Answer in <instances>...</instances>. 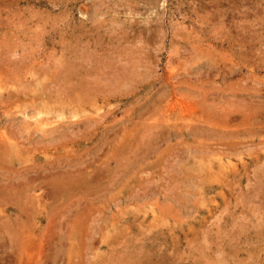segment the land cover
<instances>
[{"label": "rangeland", "instance_id": "1", "mask_svg": "<svg viewBox=\"0 0 264 264\" xmlns=\"http://www.w3.org/2000/svg\"><path fill=\"white\" fill-rule=\"evenodd\" d=\"M263 20L264 0H0V264H264Z\"/></svg>", "mask_w": 264, "mask_h": 264}, {"label": "bare ground", "instance_id": "2", "mask_svg": "<svg viewBox=\"0 0 264 264\" xmlns=\"http://www.w3.org/2000/svg\"><path fill=\"white\" fill-rule=\"evenodd\" d=\"M235 5H236V4H235ZM244 11H245V10H244ZM248 13H249V12H248ZM248 13H246V15H247ZM228 14H229V13H228ZM235 14H236V13H235ZM254 14H255V13H254ZM230 15H232V14H230ZM249 15H250V14H249ZM249 15H248V16H249ZM240 18H241V16L239 17V19H240ZM243 18H244V17H243ZM230 19H231V18H230ZM242 20H243V19H242ZM256 20H257V19H256ZM258 20H259V18H258ZM243 21H244V20H243ZM246 21H247V19H246ZM254 21H255V20H254ZM234 22H235V20H234ZM239 22H240V21H238V23H239ZM257 22H258V21H257ZM259 22H260V21H259ZM261 22H262V21H261ZM263 22H264V20H263ZM243 23H244V22H243ZM248 23H249V22H248ZM245 24H246V23H245ZM229 25H230V24H229ZM235 25H236V24H235ZM239 25H240V24H239ZM248 25H249V24H248ZM256 25H257V24H256ZM258 25H259V24H258ZM236 26H238V25H236ZM249 26H250V25H249ZM249 26H248V27H249ZM253 26H254V25H253ZM259 26H261V24H260ZM230 27H231V26H230ZM240 27H242V25H241ZM232 28L234 29L235 27L232 26ZM232 28H231V29H232ZM237 28H238V27H237ZM237 28H236V29H237ZM246 28H247V27H246ZM246 28H245V29H246ZM231 29H230V31H231ZM254 29H256V28H254ZM260 29H261V28H260ZM262 29H263V28H262ZM234 30H235V29H234ZM242 30H243V29H242ZM242 30H241V31H242ZM251 30H252V29H251ZM241 31H240V29H239V32H241ZM255 31H257V30H255ZM258 31H259V30H258ZM243 32H244V31H243ZM261 32H262V30H261ZM261 32H260V33H261ZM263 32H264V31H263ZM231 33H232V32H231ZM260 33H258V34L255 33V34L259 35ZM239 34H240V33H239ZM241 34H242V33H241ZM241 34H240V35H241ZM243 34H244V33H243ZM262 34H263V33H262ZM257 35H256V36H257ZM263 35H264V34H263ZM232 36H233V35H232ZM232 36H230V37H232ZM246 36H247V34H246ZM249 36H250V34H249ZM252 36H254V35H252ZM230 37H229V38H230ZM242 37H243V36H242ZM260 37H261V36H260ZM247 38H248V37H247ZM258 38H259V37H258ZM258 38H257V40H258ZM235 39H236V38H235ZM249 39H250V38H249ZM262 39H263V36H262ZM210 40H211V39H210ZM242 40H244V39L242 38ZM245 40H246V39H245ZM245 40H244V41H245ZM254 40H255V39H254ZM254 40H253V41H254ZM244 41H243V43H245ZM251 41H252V40H251ZM255 41H256V40H255ZM259 41H260V40H259ZM227 42H228V41H227ZM230 42H231V39H230ZM234 42H235V40H234ZM234 42H233V43H234ZM249 42H250V41H249ZM260 42H261V41H260ZM239 43H241V42H239ZM236 44H237V43H236ZM241 44H242V43H241ZM248 44H249V43H248ZM254 44H255V43H254ZM258 44H259V43H258ZM261 44H262V42H261ZM193 45H194V43H193ZM227 45H228V44H227ZM230 45H231V44H229V46H228L227 48L231 49ZM246 45H247V44H246ZM237 46H238V45H237ZM244 46H245V45H244ZM248 46H249V45H248ZM250 46H251V45H250ZM250 46L248 47L249 49L251 48ZM253 46H254V45H253ZM254 47H255V46H254ZM192 48H193V47H192ZM245 49H246V48H245ZM253 49H254V48H253ZM255 49L258 50V47L255 48ZM259 49H261V48H259ZM246 50H247V49H246ZM257 50H255V51L257 52ZM262 50H263V49H262ZM232 51H233V50H232ZM249 51H250V50H249ZM260 51H261V50H260ZM238 52H239V51H238ZM244 52H245V51H244ZM247 52H248V50H247ZM250 52H251V51H250ZM250 52H249V53H250ZM259 53H261V52H259ZM236 54H237V53H236ZM257 54H258V53H257ZM247 55H248V54H247ZM261 56H262V55H261ZM237 57H238V56H237ZM239 57H240V56H239ZM254 57H255V56H254ZM258 57H260V56H258ZM86 58H87V57H86ZM240 58H241V57H240ZM261 58H262V57H261ZM87 59H88V58H87ZM242 59H244V57H243ZM259 59H260V58H259ZM259 59H258V60H259ZM90 60H91V59H90ZM234 60H235V59H234ZM239 60H240V59H239ZM253 60H254V59H253ZM262 60H264V59L262 58ZM242 62H243V61H242ZM254 62H255V61H253V63H254ZM243 63H244V62H243ZM245 63H246V62H245ZM251 63H252V62H251ZM249 64H250V63H249ZM254 64H255V63H254ZM261 64H263V62H261ZM91 65H93V64L91 63ZM258 65H260V64H258ZM15 66L17 67V66H18V63H17V65H15ZM93 66H94V65H93ZM106 66H107V65H106ZM253 66H254V65H253ZM253 66H252V67H253ZM261 66H262V65H261ZM254 67H255V66H254ZM28 68H29V67H28ZM232 68H233V67H232ZM15 69H17V68H15ZM18 69H19V68H18ZM93 69H94V68H93ZM98 69H99V68H98ZM230 69H231V68H230ZM247 69H249V68L247 67ZM183 70H184V69H183ZM249 70H250V69H249ZM256 70H258V69H256ZM15 71H16V70H15ZM18 71H19V70H18ZM32 71H33V70H32ZM250 71H251V70H250ZM261 71H263V70H261ZM20 72H21V71H20ZM228 72H229V71H228ZM241 72H242V71H241ZM263 72H264V71H263ZM16 74H19V73H16ZM103 74H104V73H103ZM19 75H20V74H19ZM106 75H107V74H106ZM233 75H234V74H233ZM17 76H18V75H17ZM46 76H47V75H46ZM114 76H116V75H114ZM134 76H135V75H134ZM123 77H124V76H123ZM123 77H122V78H123ZM132 77H133V75L131 76V78H132ZM16 78H17V77H16ZM19 78H20V77H19ZM106 78H107V77H106ZM108 78H109V77H108ZM127 78H128V77H127ZM26 79H27V78H26ZM20 80H21V79H20ZM94 80H96V79L94 78ZM131 80H132V79H131ZM186 80H187V79H186ZM252 80H253V79H252ZM263 80H264V79H263ZM17 81H18V79H17ZM22 81H24V80H22ZM53 81H54V80H53ZM134 81H135V80H134ZM19 82H20V81H19ZM125 82H126V81H125ZM125 82H124V84H125ZM42 83H43V82H42ZM60 83H61V82H60ZM91 83H93V82H91ZM117 83H118V82H117ZM127 83H128V82H127ZM21 84H22V82H21ZM37 84H38V83H37ZM48 84H49V83H48ZM80 84H81V83H80ZM109 84H110V83H109ZM38 85H39V84H38ZM106 85H107V84H106ZM129 85H130V84H129ZM21 86H22V85H21ZM24 86H25V85H23V87H24ZM55 86H56V85H55ZM23 87H22V88H23ZM29 87H30V86H29ZM41 87H42V86H41ZM46 87H47V86H46ZM22 88H21V89H22ZM24 88H25V87H24ZM24 88H23V89H24ZM26 88H27V87H26ZM49 88H51V86H50ZM15 89H16V88H15ZM53 89H54V88H53ZM110 89H111V87H110ZM206 89H207V88H206ZM237 89H238V88H237ZM42 90H43V89H42ZM42 90H41V91H42ZM60 90H61V89H60ZM60 90H58V92H59ZM85 90H86V89H85ZM10 91H12V90H10ZM10 91H9V92H10ZM45 91L47 92L48 90H46V88H45ZM52 91H53V90H52ZM55 91H56V90H55ZM55 91H54V92H55ZM89 91H90V89H89ZM89 91H88V92H89ZM253 91H254V90H253ZM54 92H53V93H54ZM95 92H96V91H95ZM230 92H231V91H230ZM232 92H233V91H232ZM11 93H12V92H11ZM47 93H48V92H47ZM47 93H45V94H47ZM50 93H51V92H50ZM53 93H52V94H53ZM59 93H60V92H59ZM85 93H86V92H85ZM90 93H91V92H90ZM114 93H116V91H115ZM235 93H237V92H235ZM56 94H57V92H56ZM72 94H73V93H72ZM96 94H97V93H96ZM102 94H104V93H102ZM109 94H110V93H109ZM7 95H8V94H7ZM43 95H44V94H43ZM85 95H86V94H85ZM92 95H93V94H92ZM107 95H108V94H107ZM111 95H112V94H111ZM261 95H262V94H261ZM263 95H264V94H263ZM29 96H30V95H29ZM40 96H41V95H40ZM65 96H66V95H65ZM72 96H73V95H72ZM112 96H113V95H112ZM231 96H232V95H231ZM257 96H258V98H259L260 95H258V93H257ZM15 97H18V96H15ZM15 97H13V98H15ZM21 97H22V96H21ZM35 97H36V96H35ZM60 97H61V96H60ZM73 97H74V96H73ZM79 97H81V96H79ZM102 97H103V95H102ZM107 97H108V96H106V98H107ZM115 97H116V96H115ZM115 97L113 96V98H115ZM229 97H230V96H229ZM242 97H243V96H242ZM11 98H12V97H11ZM19 98H20V97H19ZM19 98H18V100H19ZM69 98H70V97H69ZM71 98H72V97H71ZM77 98H78V96H77ZM77 98H76V99H77ZM81 98H82V97H81ZM83 98H84V97H83ZM85 98H87V95L85 96ZM240 98H241V97H240ZM25 99H26V98H25ZM64 99H65V98H64ZM87 99H88V98H87ZM89 99H90V97H89ZM159 99H160V98H159ZM224 99H225V98H224ZM46 100H47V99H46ZM48 100H49V99H48ZM72 100H73V99H72ZM82 100H83V99H82ZM85 100H86V99H85ZM169 100H170V99H169ZM251 100H252V99H251ZM89 101H90V100H89ZM232 101H233V100H232ZM2 102H3V101H2ZM82 102H84V101H82ZM165 102H169V101L166 100ZM165 102H164V104H165ZM170 102H171V101H170ZM10 103H12V102H9V104H10ZM29 104H30V103H29ZM171 104H172V103H171ZM171 104H170V105H171ZM188 104H189V103H188ZM14 105H18V104H14ZM41 105H42V104H41ZM62 105H63V104H62ZM62 105L60 104L61 107H62ZM182 105H183V104H182ZM31 106H32V105H31ZM175 106H177V105H175ZM179 106H180V105H179ZM8 107H9V106H8ZM42 107H43V106H42ZM55 107H56V106H55ZM171 107H172V105H171ZM177 107H178V106H177ZM2 108H3V107H2ZM35 108H38V107L35 106ZM35 108H34V109H35ZM166 108H167V107H166ZM3 109H5V110L3 111V112L5 113L6 111H8L9 108L7 109V107H6V108H3ZM47 109H48V108H47ZM252 109H253V108H252ZM15 110H16V109H15ZM59 110H60V109H59ZM97 110H98V109H97ZM166 110H167V109H166ZM16 111H17V110H16ZM19 111H20V110H19ZM21 111H22V110H21ZM32 111H34V110H32ZM40 111H41V110H40ZM56 111H57V110H56ZM61 111H62V109H61ZM89 111H90V110H89ZM8 112H9V111H8ZM8 112H7V113H8ZM26 112H27V111H26ZM50 112H51V111H50ZM54 112H55V111H54ZM191 112H192V111H191ZM223 112H224V111H223ZM262 112H263V111H262ZM24 113H25V111H24ZM24 113H23V115H24ZM33 113H36V112H33ZM39 113H41V112H39ZM45 113H46V112H45ZM45 113H44V114H45ZM55 113H57V112H55ZM58 113H59V112H58ZM25 114H26V113H25ZM36 114H37V113H36ZM47 114H48V113H47ZM73 114H74V113H73ZM262 114H263V113H262ZM33 115H34V114H33ZM259 115H260V114H259ZM27 116H28V114H27ZM31 116H32V115H31ZM39 116H41V115H39ZM47 116H48V115H47ZM257 116H258V115H257ZM42 117H43V116H42ZM251 117H252V116H251ZM253 117H254V116H253ZM259 117H260V116H259ZM27 118H28V117H27ZM34 118H35V117H34ZM44 118H45V116H44ZM56 118H58V117H56ZM247 118H249V117H247ZM24 119H25V115H24ZM32 119H33V118H32ZM32 119H31V121H32ZM38 119H40V117H39ZM219 119H220V118H219ZM27 120H28V119H27ZM257 120H258V119H257ZM36 121H37V120H36ZM40 121H41V120H40ZM44 122L47 123V121H44ZM41 123H42V122H41ZM250 123H251V122H250ZM29 124H30V122H29ZM32 124H33V122H32ZM55 124H56V123H55ZM227 124H228V123H227ZM260 124H262V123H260ZM33 125H34V124H33ZM38 125H39V124H38ZM250 125H251V124H250ZM252 125H253V124H252ZM48 126H49V125H48ZM261 126H263V125H261ZM0 127H1V125H0ZM35 127H36V126H35ZM46 127H47V125H46ZM46 127H45V129H46ZM250 127H251V126H250ZM253 127H254V126H253ZM24 128H25V127H24ZM52 128H53V127H52ZM216 128H217V127H216ZM257 128H258V127H257ZM262 128H263V127H262ZM39 129H40V128H39ZM255 129H256V128H255ZM259 130L261 131V129H259ZM24 131H25V130H24ZM32 131H33V130H32ZM36 131H37V130H36ZM188 131H190V130H188ZM196 131H197V129H196ZM217 131H218V130H217ZM224 131H225V130H224ZM2 132H3V131H2ZM2 132H1V133H2ZM6 132H7V131H6ZM38 132H39V131H38ZM218 132H219V131H218ZM4 133H5V132H4ZM7 134H8V133H7ZM43 134H44V133H43ZM212 134H213V133H212ZM249 134H250V133H249ZM0 135H1V134H0ZM10 135H11V134H10ZM48 135H49V134H48ZM222 135H223V134H222ZM161 136H162V135H161ZM167 136H168V135H167ZM175 136H176V135H175ZM3 137H4V136H3ZM3 137H2V138H3ZM165 138H167V137L165 136ZM232 138H233V136H232ZM242 138H243V137H242ZM225 139H226V137H225ZM228 139H231V138L229 137ZM9 140H10V139H9ZM9 140H8V141H9ZM214 140H215V139H214ZM214 140H213V141H214ZM216 140H217V139H216ZM220 140H221V139H220ZM222 140H223V139H222ZM5 141H6V140H5ZM210 141H211V140H210ZM230 141H231V140H230ZM2 142H3V141H2ZM11 143H12V142H11ZM3 145H5V144H3ZM12 145H13V144H12ZM257 146H258V145H257ZM252 147H253V146H252ZM258 147H259V146H258ZM147 148H148V147H147ZM260 148H261V146H260ZM8 149H9V148H8ZM201 149H202V148H201ZM233 149H234V148H233ZM3 150H4V149H3ZM15 150H16V149H15ZM224 150H225V149H224ZM251 150H252V148H251ZM258 150H259V149H258ZM204 151H205V150H204ZM0 152H1V151H0ZM225 152H226V151H225ZM231 152H232V151H231ZM231 152H230V153H231ZM1 153H2V152H1ZM12 153H13V152H12ZM236 153H237V152H236ZM253 153H254V151H253ZM208 154H209V153H208ZM212 154H213V153H212ZM212 154L209 155V157H210L211 160H212L213 158L216 157V156L213 154L215 157L212 158V156H211ZM219 154L221 155V153H219ZM219 154H218V155H219ZM234 154H235V151H234ZM234 154H233V155H234ZM238 154H239V153H238ZM238 154H237V155H238ZM241 154H242V152H241ZM255 154H256V153H255ZM262 154H263V153H262ZM262 154H261V155H262ZM220 155H219V156H220ZM223 155H224V154H223ZM251 155H252V154H251ZM7 156H8V155H7ZM235 156H236V155H235ZM224 157H225V156H224ZM228 158H229V157H228ZM231 158H232V157H231ZM231 158H230V159H231ZM261 158H262V156H261ZM221 159H222V158H221ZM221 159H220V160H221ZM240 159H241V158H240ZM250 159H251V158H250ZM78 160H79V159H78ZM224 160H225V159H224ZM241 160H242V159H241ZM241 160H240L239 162H241ZM255 160H256V159H254V161H255ZM217 161H218V160H217ZM217 161H215V162H217ZM222 161H223V160H221V161H219V162H222ZM258 161H259V160H258ZM81 162H82V161H81ZM209 162H210V161L208 160V163H207V164H209ZM243 163H244V162H243ZM249 163H250V162H249ZM255 163H256V162H255ZM43 164H44V163H43ZM221 164H222V163H221ZM261 164H262V163H261ZM212 165H213V164H212ZM230 165L234 166L233 163L229 164V166H230ZM237 165H238V164H237ZM237 165H236V167H237ZM239 165H240V164H239ZM249 165H250V164H249ZM251 165H252V164H251ZM45 166H46V165H45ZM246 166H247V165H246ZM246 166H244V167H246ZM43 167H44V166H43ZM51 167H52V166H51ZM207 167H209V166L207 165L206 168H207ZM44 168H46V167H44ZM47 168H48V167H47ZM263 168H264V167H263ZM207 169H208V171H209V168H207ZM231 170H232V168H231ZM234 170H235V169H234ZM37 171H38V170H37ZM39 171H41V170H39ZM208 171H207V172H208ZM241 171H242V170H241ZM241 171H240V172H241ZM254 171H255V170H254ZM235 172H236V171H235ZM235 172H234V173H235ZM37 173H38V172H37ZM232 173H233V172H232ZM13 174H14V173H13ZM200 174H201V173H200ZM34 175H35V174H34ZM37 175H38V174H37ZM201 175H202V174H201ZM201 175H200V176H201ZM238 175H239V174H238ZM254 175H255V174H254ZM16 176H17V175H16ZM31 176H32V175H31ZM236 176H237V175H236ZM17 177H18V176H17ZM21 177H22V176H21ZM24 177H25V176H24ZM203 177H204V176H203ZM4 178H5V177H4ZM4 178H3V179H4ZM12 178H13V177H12ZM28 178H29V177H28ZM201 178H202V177H201ZM20 179H21V178H20ZM23 179H24V178H23ZM241 179H242V177H241ZM4 180H5V179H4ZM14 180H16V179H14ZM82 180H83V179H82ZM2 181H3V180H2ZM21 181H22V180H21ZM6 182H7V181H6ZM58 182H59V181H58ZM225 182H226V181H225ZM225 182H224V183H225ZM9 183H10V182H9ZM17 183H18V182H17ZM18 184H19V183H18ZM25 184H26V182H25ZM25 184H24V185H25ZM240 184H241V183H240ZM253 184H254V183H253ZM4 185H5V184H4ZM20 185H23V184H20ZM27 185H28V184H27ZM36 185H37V184H36ZM64 185H65V184H64ZM13 186H14V185H13ZM203 186H204V185H203ZM57 187H58V186H57ZM215 187H217V186H215ZM227 187H228V186H227ZM15 188H16V187H15ZM17 188H18V187H17ZM33 188H34V187H33ZM228 188H229V187H228ZM11 189H12V188H11ZM27 189H28V188H27ZM38 189H39V188H38ZM58 189H59V188H58ZM67 189H68V188H67ZM64 190H65V189H64ZM247 190H248V189H247ZM249 190H250V189H249ZM249 190H248V191H249ZM14 191H17V190H14ZM25 191H26V190H25ZM25 191H24V192H25ZM42 191H43V190H42ZM199 191H200V190H199ZM208 191H209V190H208ZM235 191H236V190H235ZM250 191H251V190H250ZM30 192H31V191H30ZM203 192H204V191H203ZM228 192H229V191H228ZM256 192H257V191H256ZM35 193H37V191H36ZM42 193H43V192H42ZM67 193H68V192H67ZM225 193H226V192H225ZM225 193H224V194H225ZM33 194H34V193H33ZM37 194H38V193H37ZM37 194H36V195H37ZM229 194H230V193H229ZM23 195H24V194H23ZM60 195H61V194H60ZM204 195H205V194H204ZM230 195H231V194H230ZM14 196H15V195H14ZM18 196H19V195H18ZM24 196H25V195H24ZM31 196H32V195H31ZM61 196H62V195H61ZM232 196H233V195H231V197H232ZM255 196H256V195H255ZM37 197H38V196H37ZM234 197H235V196H234ZM238 197H239V196H238ZM256 197H258V196H256ZM21 198H22V197H21ZM34 198H35V196H34ZM170 198H171V197H170ZM216 198H217V197H216ZM216 198H215V199H216ZM229 199H230V197H229ZM21 200H23V199H21ZM29 200H30V198H29ZM34 200H35V199H34ZM35 201H36V200H35ZM23 202H24V201H23ZM23 202H22V203H23ZM37 202H38V201H37ZM37 202H36V203H37ZM45 202H46V201H45ZM248 202H249V201H248ZM39 203H40V202H39ZM238 203H239V202H238ZM236 205H237V204H236ZM37 206H38V205H37ZM33 207H34V206H33ZM41 207H42V206H41ZM212 207H213V206H212ZM12 208H13V207H12ZM35 208H36V206H35ZM217 208H218V207H217ZM8 209H9V208H8ZM246 209H247V208H246ZM35 210H37V209H35ZM161 211H162V209H161ZM220 211H221V209H220ZM18 212H20V210H19ZM37 212H38V211H37ZM37 212H36V213H37ZM45 212H46V210H45ZM157 212H158V211H157ZM5 213H6V212H5ZM14 213H15V212H14ZM20 213H21V212H20ZM31 213H32V212H31ZM220 213H221V212H220ZM223 213H225V212H223ZM166 214H167V213H166ZM1 215H2V214H1ZM15 215H16V214H15ZM32 215H33V214H32ZM51 215H52V214H51ZM137 216H138V215H137ZM137 216H136V217H137ZM158 216H159V214H158ZM223 216H224V215H223ZM23 217H24V216H23ZM132 217H135V216H132ZM159 217H161V216H159ZM224 217H225V216H224ZM6 218H7V217H6ZM9 218H10V217H9ZM44 218H45V217H44ZM51 218H52V217H51ZM163 218H165V217H163ZM23 219H25V218H23ZM161 219H162V218H161ZM131 220H132V218H131ZM162 220H163V219H162ZM10 221H11V220H10ZM51 221L53 222V220H51ZM165 221H166V220H165ZM0 222H1V221H0ZM42 222H43V221H42ZM52 222H51V223H52ZM138 222H139V221H138ZM149 222H150V221H149ZM149 222H148V223H149ZM22 223H23V222H22ZM45 223H46V221H45ZM48 223H49V222H48ZM128 223H129V222H128ZM166 223H167V222H166ZM168 223H169V222H168ZM216 223H217V222H216ZM236 223H237V222H236ZM12 224H13V222H12ZM150 224H151V222H150ZM47 225H48V224H47ZM129 225H130V224H129ZM161 225H163V223H162ZM223 225H225V224H223ZM11 226H13V225H11ZM138 226H140V225L138 224ZM158 226H160V225H158ZM13 227H14V226H13ZM16 227H17V226H16ZM29 227H31V226H29ZM156 227H157V226H156ZM160 227H161V226H160ZM253 227H254V226H253ZM3 228H4V227H3ZM6 228H7V227H6ZM10 228H11V227H10ZM26 228H27V227H26ZM140 228H141V227H140ZM149 228H150V227H149ZM154 228H155V227H154ZM4 229H5V228H4ZM18 229H19V228H18ZM20 229H21V227H20ZM20 229H19V230H20ZM24 229H25V228H24ZM37 229H38V228H37ZM142 229H145V227H143ZM150 229H151V228H150ZM150 229H149V230H150ZM157 229H158V228H157ZM161 229H163V228H161ZM5 230H6V229H5ZM7 230H8V229H7ZM25 230H27V229H25ZM29 230L32 231V229H30V228H29ZM149 230H148V231H149ZM167 230H168V229H167ZM169 230H170V229H169ZM198 230H199V229H198ZM3 231H4V230H3ZM34 231H35V230H34ZM222 231H223V230H222ZM6 232H7V231H6ZM24 232H25V231H24ZM27 232H28V231H27ZM127 232H128V231H127ZM127 232H126V233H127ZM153 232H154V231H153ZM208 232H209V231H208ZM18 233H19V232H18ZM145 233H146V232H145ZM147 233H148V232H147ZM7 234H8V233H7ZM15 234H16V233H15ZM30 234H31V233L29 232L28 236H29ZM32 234H33V233H32ZM127 234H128V233H127ZM127 234H126V235H127ZM221 234H222V233H221ZM223 234H224V233H223ZM263 234H264V232H263ZM35 235H36V233H35ZM129 235H130V234H129ZM139 235H140V234H139ZM144 235H145V234H144ZM0 236H2V235H0ZM172 236H173V235H172ZM187 236H188V235H187ZM260 236H261V235H260ZM23 237H24V236H23ZM34 237H35V236H34ZM37 237H38V236H37ZM204 237H205V236H204ZM258 237H259V236H258ZM261 237H262V236H261ZM21 238H22V235H21ZM30 238L32 239L33 237L30 236ZM126 238H127V237H126ZM128 238H129V236H128ZM136 238H138V237H136ZM139 238L141 239V237H139ZM195 238H196V236H195ZM28 239H29V238H28ZM130 239H132L133 241H136L135 238H134L135 240H134L133 238H130ZM178 239H179V238H178ZM203 239H205V238H203ZM5 240H6V239H5ZM20 240H21V239H20ZM24 240H25V239H24ZM24 240H23V241H24ZM121 240H122V239H120L119 241H121ZM137 240H138V239H137ZM259 240H260V239H259ZM34 241H35V238H34ZM38 241H39V240H38ZM127 241H128L127 243L130 242L129 240H127ZM202 241H203V240H202ZM8 242H9V241H8ZM25 242H26V241H25ZM25 242H24V243H25ZM27 242H28V241H27ZM35 242H36V241H35ZM48 242H50V241H48ZM138 242H139V241H138ZM140 242H141V241H140ZM171 242H172V241H171ZM205 242H206V240H205ZM44 243H45V242H44ZM44 243H43V244H44ZM118 243H119V242H118ZM11 244H12V243H11ZM137 244H138V243H137ZM137 244H136L135 246H137ZM33 245H34V244H33ZM38 245H39V244H38ZM126 245H127V244H126ZM130 245H131V244H130ZM2 246H3V245H2ZM139 246H140V245H139ZM139 246H137V247H139ZM160 246H161V244L159 245V247H160ZM11 247H13V246L11 245ZM159 247H158V248H159ZM196 247H197V246H196ZM213 247H214V246H213ZM15 249H17V248H15ZM15 249H14V250H15ZM19 249H20V247H19ZM126 249H127V248H126ZM129 249H130V248H129ZM141 249H142V248H141ZM141 249H139V250L142 251ZM195 249H196V248H195ZM205 250H206V249H205ZM20 251H21V250H20ZM128 251H129V250H128ZM135 251H136V250H135ZM186 251H187V250H186ZM2 252H4V251L2 250ZM2 252H1V253H2ZM22 252H23V249H22ZM25 252L27 253V251H25ZM28 252H29V251H28ZM136 252H137V251H136ZM136 252H135V253H136ZM147 252H148V251H147ZM147 252H146V253H147ZM19 253H20V252H19ZM19 253H18V254H19ZM32 253H33V251H32ZM119 253H121V251H120ZM135 253H133V254H135ZM200 253H201V252H200ZM225 253H226V252H225ZM101 254H102V253H101ZM117 254H118V252H117ZM137 254H138V252H137ZM137 254H136V256H137ZM219 254H220V252H219ZM2 255H3V254H2ZM2 255H1V256H2ZM20 255L23 256V254H20ZM28 255H29V254H28ZM47 255H48V254H47ZM114 255H116V254H114ZM119 255H120V254H119ZM130 255H132V252H131ZM130 255H129V256H130ZM156 255H157V254H156ZM156 255H155V256H156ZM177 255H178V254H177ZM229 255H230V254H229ZM40 256H41V255H40ZM40 256H39V257H40ZM48 256H49V255H48ZM127 256H128V254H127ZM129 256H128V257H129ZM179 256H180V255H179ZM206 256H207V255H206ZM221 256H222V254H221ZM30 257H32V256H30ZM114 257H115V256H114ZM114 257H113V259H114ZM116 257H117V255H116ZM119 257H120V256H119ZM1 258H2V257H1ZM21 258H22V257H21ZM28 258H29V257H28ZM28 258H27V260H28ZM14 259H15V258H14ZM17 259H18V258H17ZM29 259H30V258H29ZM40 259H41V258H40ZM115 259H116V258H115ZM143 259H144V257H143ZM177 259H178V258H177ZM5 260H6V259H5ZM15 260H16V259H15ZM30 260H31V259H30ZM36 260H37V259H36ZM51 260H52V259H51ZM109 260H110V259H109ZM109 260H108V261H109ZM133 260H134V259H133ZM136 260H137V259H136ZM32 261H33V260H32ZM52 261H53V260H52ZM54 261H55V259H54ZM137 261H139V259H138ZM150 261H151V260H150ZM18 262H19V260H18ZM18 262H16V263H18ZM23 262H24V261H23ZM50 262H51V261H50ZM122 262H123V261H122ZM14 263H15V262H14ZM29 263H30V262H29ZM31 263H32V262H31ZM34 263H35V262H34ZM53 263H54V262H53ZM154 263H155V262H154ZM173 263H175V262H173ZM32 264H33V263H32ZM218 264H219V263H218ZM227 264H228V263H227Z\"/></svg>", "mask_w": 264, "mask_h": 264}]
</instances>
